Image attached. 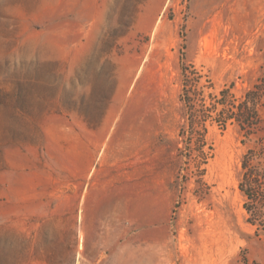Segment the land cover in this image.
I'll return each mask as SVG.
<instances>
[{
    "label": "rangeland",
    "instance_id": "1",
    "mask_svg": "<svg viewBox=\"0 0 264 264\" xmlns=\"http://www.w3.org/2000/svg\"><path fill=\"white\" fill-rule=\"evenodd\" d=\"M0 264H264V0H0Z\"/></svg>",
    "mask_w": 264,
    "mask_h": 264
},
{
    "label": "crops",
    "instance_id": "2",
    "mask_svg": "<svg viewBox=\"0 0 264 264\" xmlns=\"http://www.w3.org/2000/svg\"><path fill=\"white\" fill-rule=\"evenodd\" d=\"M134 122L135 124H133ZM100 126L103 127V130L99 129L98 132L103 135L97 142L98 150L109 153L110 156L121 151L125 157H130L133 151H138L140 143H144L148 137L147 124L138 120H105L104 124ZM123 187H119V189H123Z\"/></svg>",
    "mask_w": 264,
    "mask_h": 264
},
{
    "label": "trees",
    "instance_id": "3",
    "mask_svg": "<svg viewBox=\"0 0 264 264\" xmlns=\"http://www.w3.org/2000/svg\"><path fill=\"white\" fill-rule=\"evenodd\" d=\"M247 109H248V112H246V118H245V119H249L248 116L250 115V112H249V111H250V107H248ZM249 120H251V119H249ZM249 120H248L247 125H248V127L250 128L251 125H252V123L249 122ZM246 195H248V194H246Z\"/></svg>",
    "mask_w": 264,
    "mask_h": 264
}]
</instances>
